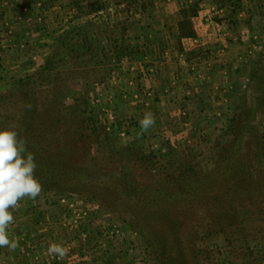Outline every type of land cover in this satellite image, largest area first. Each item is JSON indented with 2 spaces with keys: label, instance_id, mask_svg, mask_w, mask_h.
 I'll list each match as a JSON object with an SVG mask.
<instances>
[{
  "label": "rangeland",
  "instance_id": "374dc122",
  "mask_svg": "<svg viewBox=\"0 0 264 264\" xmlns=\"http://www.w3.org/2000/svg\"><path fill=\"white\" fill-rule=\"evenodd\" d=\"M245 5L251 10L245 17L252 29L250 58L239 75H232L237 82L233 92L213 99L212 110L197 114L200 118L190 126L187 106L168 97L170 81L159 83L160 94L152 85L157 79L147 80L159 66L145 52L114 49L110 40L131 37L124 19L107 23L87 17L75 24L89 25L91 39H100L97 48L78 59L67 55L68 65H56L42 77L36 76L40 66L26 73L37 78L28 96L14 84L18 76L0 78V128L18 131L24 117L36 111V135L53 143L55 153L92 167L88 179L70 183L72 193L56 196L42 189L35 199L18 202L9 225L17 247L0 248V264H264V99L252 76L264 60V0ZM53 99L57 102L49 111L46 105ZM165 104H173L175 112L164 111ZM157 108L162 118L153 115L155 124L142 131L139 121ZM54 111L59 114L53 117ZM233 115L242 122L237 125L243 131L240 174H250L252 182L241 192L230 185L208 198L192 195L178 202L175 192L192 181L182 173L189 165L208 177L217 174L221 153L238 132L231 131ZM82 119L87 120L84 129L78 124ZM127 148L137 153L134 159L120 153ZM236 156L234 150L228 155L233 162ZM165 192L175 195L161 197ZM51 243L64 246L65 256L49 255Z\"/></svg>",
  "mask_w": 264,
  "mask_h": 264
},
{
  "label": "crops",
  "instance_id": "0c3cea01",
  "mask_svg": "<svg viewBox=\"0 0 264 264\" xmlns=\"http://www.w3.org/2000/svg\"><path fill=\"white\" fill-rule=\"evenodd\" d=\"M91 1L0 0V78H21L36 71L58 37L83 18H102L107 23L120 18L127 21L133 48L140 55L145 52L152 64L159 66L147 80L157 79L152 85L160 94L164 93L159 83L170 81L168 97L187 106L189 126L195 124L197 114L212 110L213 99L224 97L237 86L232 75L242 72L252 48V29L245 20L251 11L250 5H245L249 0H136L129 9L125 0H101L103 7L90 11ZM142 1L148 5L145 10L138 5ZM185 15L195 21L194 36H178V23ZM239 40L242 42L237 43ZM167 105L163 110L172 113L175 107ZM149 113L162 118L159 108ZM172 117H176L174 113ZM203 121L207 123L206 118Z\"/></svg>",
  "mask_w": 264,
  "mask_h": 264
},
{
  "label": "trees",
  "instance_id": "16d2710c",
  "mask_svg": "<svg viewBox=\"0 0 264 264\" xmlns=\"http://www.w3.org/2000/svg\"><path fill=\"white\" fill-rule=\"evenodd\" d=\"M127 2L126 8L129 9L132 3H134L136 0H125ZM240 1V0H237ZM139 7L143 10L147 9L148 5L146 2L142 1L139 4ZM239 6V3L237 4V7ZM103 7V3L101 0H92L88 4V8L90 11L98 10ZM194 9V8H192ZM193 12V11H192ZM195 15L196 13H192ZM195 24V21L191 18L187 17L185 15L184 19L179 21V30L178 36H194L196 33L193 29ZM125 32L128 31V28L125 27ZM89 25L88 24H79L74 25L72 28H70L68 31H66L63 35L58 37V39L55 41L54 49L52 50V53L44 59L43 63L40 65V68L37 70L36 76L37 78L42 77L43 74H49L51 72V68L59 65V64H67L70 63V61L67 59V55L69 54H75L74 57L81 58L86 56L89 52L92 51V49L97 48L98 43L100 42V39L98 42H95L91 39L89 35ZM112 36H110L111 38ZM105 38H107L105 36ZM112 39V38H111ZM97 40V39H96ZM108 42L109 39L107 38ZM114 45V49L120 50V53H128L127 51L136 52V49L133 48V46L130 44L129 41H122V40H113L111 41ZM123 51V52H122ZM139 52V50H137ZM264 52V47H263ZM79 55V57H77ZM252 71V76L254 80L256 81L255 89L258 91L259 99H264V60L260 59ZM33 76L28 77H21L18 79H15L14 84L19 86L20 89L18 90L19 93L24 94L28 96L30 94L29 92V86L34 83ZM27 89H26V87ZM30 97V96H29ZM28 97V98H29ZM81 101L84 104L87 103L85 97L80 98ZM56 99L51 100L49 103H47V108L50 111V108H54L52 105L56 103ZM77 104V101L75 102ZM71 105H69L70 107ZM75 106V105H74ZM240 106H244L241 104ZM243 108V107H242ZM241 108V109H242ZM56 116L58 111H54L50 113L53 115V117ZM36 117V111H30V113L24 117V123L23 126H20L19 128V134L20 137H22L26 141V146L28 151L32 152L35 156L36 162H37V168L35 170V176L39 179L42 189H44L45 192L54 191V194L56 196H61L63 193H70L71 191L68 190L71 185L74 183V181L80 180L82 176L85 177V179H88V175L92 170V167L89 165V163L85 162L84 164H80L78 161L71 159L69 156L66 157L63 152L55 153L54 145L53 143L45 142V140H41V138L38 137L37 129H39L36 124H34V119ZM237 115H233V126L232 130H238V132L235 135V139L229 143L228 147H225L223 149V152L221 153V157L219 162L216 164V171L217 174L215 177L208 175H203L200 172H197L198 169L197 165L188 166L186 171H182V173H185L184 175H190L192 181H185L183 182L184 188L181 186L178 188V190L175 192L177 193V201L182 202L183 200H186L188 197H192V195H196L201 197L205 195L207 198L208 196L214 195L213 192H221L224 191V186H230L234 189L235 192H241L243 185L245 183H251L252 182V176L249 174L247 177L241 176L240 172L242 171L243 166L241 165L239 158L240 150H241V138L243 136L241 132L242 129L237 126L238 124H242V122H239L237 120ZM85 119H82L80 121V127L84 129V126L86 125ZM95 130V129H94ZM246 131V130H245ZM238 144V145H237ZM235 147V149H233ZM115 150V149H114ZM132 149L127 148V150L124 149V151H120L122 153V156L132 155L133 159L135 156H137L135 152H133ZM234 150L236 153L235 159H238L236 161H230V158L228 155ZM127 152V153H125ZM124 153V154H123ZM121 156V157H122ZM138 158V157H137ZM149 156H143L140 159H144L145 161L148 160ZM224 169V180L218 181L217 179L222 176L221 174ZM193 177V178H192ZM189 182V183H188ZM224 182V183H223ZM192 184V186L190 185ZM198 185L200 187L199 190H195L193 185ZM222 187V188H221ZM118 190V188H116ZM181 190V191H179ZM179 191V192H178ZM227 192V190H226ZM225 192V193H226ZM248 192H250L248 190ZM72 193V192H71ZM179 193V194H178ZM228 193V192H227ZM223 193H219L221 195ZM251 194V192L249 193ZM167 194L166 192L161 196H174ZM184 196L183 199H181V196ZM193 198V197H192ZM198 200V199H197ZM170 202V201H169ZM168 202V203H169Z\"/></svg>",
  "mask_w": 264,
  "mask_h": 264
},
{
  "label": "clouds",
  "instance_id": "9594fccd",
  "mask_svg": "<svg viewBox=\"0 0 264 264\" xmlns=\"http://www.w3.org/2000/svg\"><path fill=\"white\" fill-rule=\"evenodd\" d=\"M139 124L146 132L155 124V118L145 113ZM37 166L34 154L28 151L19 132L15 128H0V248L15 250L17 247V242L9 235V225L14 223L12 210L24 197L35 199L41 193L42 185L35 176ZM47 252L62 258L66 248L51 243Z\"/></svg>",
  "mask_w": 264,
  "mask_h": 264
},
{
  "label": "built area",
  "instance_id": "2783aa9c",
  "mask_svg": "<svg viewBox=\"0 0 264 264\" xmlns=\"http://www.w3.org/2000/svg\"><path fill=\"white\" fill-rule=\"evenodd\" d=\"M153 70V69H152Z\"/></svg>",
  "mask_w": 264,
  "mask_h": 264
}]
</instances>
